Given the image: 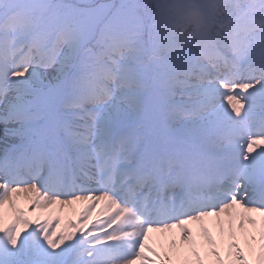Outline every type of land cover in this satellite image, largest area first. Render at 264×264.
Listing matches in <instances>:
<instances>
[{"label":"snow or ice","instance_id":"obj_1","mask_svg":"<svg viewBox=\"0 0 264 264\" xmlns=\"http://www.w3.org/2000/svg\"><path fill=\"white\" fill-rule=\"evenodd\" d=\"M0 264H264V0H0Z\"/></svg>","mask_w":264,"mask_h":264},{"label":"rangeland","instance_id":"obj_2","mask_svg":"<svg viewBox=\"0 0 264 264\" xmlns=\"http://www.w3.org/2000/svg\"><path fill=\"white\" fill-rule=\"evenodd\" d=\"M236 25L240 29V35L242 37L248 38V39H250L252 37L253 33L258 30V26L255 24L254 21H252L250 19L241 18V19L237 20ZM20 208L24 209L25 215L29 219H33L34 220L37 216L40 215V212H39L38 209H35V210H32L31 212H29V210H28L29 209V202L27 203L26 207H20ZM10 216H11V213L9 211L8 215L6 216V219L10 218ZM69 216H70V214H63L61 223L63 224L64 219L69 218ZM71 218L75 219V217H71ZM155 234L156 233H152L151 234V237H152L153 241L156 239Z\"/></svg>","mask_w":264,"mask_h":264},{"label":"bare ground","instance_id":"obj_3","mask_svg":"<svg viewBox=\"0 0 264 264\" xmlns=\"http://www.w3.org/2000/svg\"><path fill=\"white\" fill-rule=\"evenodd\" d=\"M258 112H259V111H257V113H258ZM16 202H17V206H18V207H26V205H27V203H28L27 199H25V198L23 197V195H21V196L17 199ZM76 207L78 208L79 205H77ZM32 213H33V212H32ZM64 214H70V213H68L67 210H66ZM32 216H33V215H32ZM158 235H159V234H155L156 238H157Z\"/></svg>","mask_w":264,"mask_h":264}]
</instances>
